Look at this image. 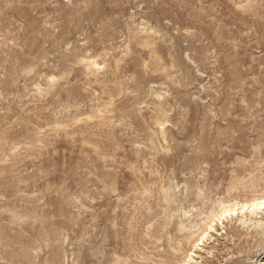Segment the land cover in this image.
<instances>
[{"label": "rangeland", "instance_id": "1", "mask_svg": "<svg viewBox=\"0 0 264 264\" xmlns=\"http://www.w3.org/2000/svg\"><path fill=\"white\" fill-rule=\"evenodd\" d=\"M131 19L160 27L156 65L177 72L185 85H172L162 70L145 66L149 47L135 43ZM86 48L111 62L121 56L115 72L121 91L113 95L116 109L105 114L108 121L101 115L76 121L107 99L76 61ZM171 58L179 64L171 66ZM227 58L235 63L231 76ZM49 73L61 76L36 92L35 83L45 85ZM106 77V89H115L109 70ZM151 85L169 88L175 164L200 143L195 122L212 135L232 120L243 126L232 135L253 137L250 127L264 113L253 120L245 104L264 94V0H0V231L25 234L30 264H106L113 252L137 262L139 251L155 252L143 221L151 215L156 225L163 212L144 189L154 188L158 176L166 179L168 170L155 172L161 153L152 147V109L138 104ZM220 140L214 145L220 155L233 150ZM186 166L174 179L181 184L195 176L213 194L211 177L198 178L194 161ZM202 167L204 177L211 174L210 155ZM1 249L0 264H10Z\"/></svg>", "mask_w": 264, "mask_h": 264}, {"label": "bare ground", "instance_id": "2", "mask_svg": "<svg viewBox=\"0 0 264 264\" xmlns=\"http://www.w3.org/2000/svg\"><path fill=\"white\" fill-rule=\"evenodd\" d=\"M128 29L133 33L132 37L137 45L149 47L148 58L143 61L145 66L148 64L149 70L152 72L162 70L164 78L168 79L172 85L186 84L183 79L178 78L177 72L173 73L168 66L161 63L156 65L162 58L161 50L155 46L157 37L163 36L160 27L147 19L138 21L131 19ZM127 49L128 44H125L119 52H126ZM87 50L88 48L79 54L76 61L84 66L86 75H94V81L100 85L107 99L96 106L93 114L86 113L84 117H77L76 121L91 118L92 115H101L106 119H102V122L108 121L110 116L105 114L116 109L113 95L121 91L115 75L121 56L115 55L111 62ZM185 56L189 62L195 63L187 52ZM225 63L227 74L231 76L235 71V63L231 58H227ZM169 64L175 66L179 63L171 58ZM108 70L113 76L111 82L115 85V89L112 90L106 89L105 83L109 79L103 78ZM99 74L103 75L101 80ZM197 74L202 75L203 72L198 68ZM60 76L54 73L47 74L45 85L40 82L35 83L36 92L43 93L48 89L50 82L58 80ZM202 89H205L204 84ZM259 90H263L264 93V89ZM168 93L169 88L159 89L151 85L148 99L138 102L152 109L151 123L154 135L152 147L161 153L154 158L155 172L159 173L162 168L168 170L166 179L158 176L159 180L153 181L156 183L154 188L148 185L144 189L149 191L148 195H156L157 203L161 205L163 212L161 221L156 225L153 224L154 217L151 215L146 216L143 221L144 234L147 235L146 241L154 245L155 252L139 251L140 260L137 262H129L127 256L113 252V256L106 264H203L204 262L207 264H264V118L256 120L255 125L250 127L254 136L247 139L241 138V135H232L234 130L243 127L236 125L232 120L221 125L212 135L205 133L206 126L203 122H195L194 130L199 133L200 143L184 155L182 163L175 164V157L169 153L172 148L169 142L174 139V136L170 130H167L170 118L165 101ZM193 97H199V95L193 93ZM200 98L203 99V97ZM257 102L261 104V107L251 110L252 105ZM225 106L222 105L219 108L221 115L227 111ZM262 107L264 108V94L256 99H250L245 104V109L251 113L253 120L264 113V110L261 111ZM209 111L212 110L209 109ZM249 122L244 125L249 127L247 125ZM40 130L38 128V131ZM222 138L232 145L233 150L220 155L222 151L214 148V145H220ZM176 142L179 147L181 141L176 140ZM208 155L212 161L211 174L204 177L202 162ZM221 158L222 161L219 162ZM189 161H194L196 167L200 169L202 174H198V178L200 175L204 180L211 177L209 185H213L211 189L213 194L206 190L207 183L201 184L195 176L193 180L186 176L181 184L174 179L176 172H183ZM220 163L223 164L222 171H220ZM192 170L193 168L190 167L188 172ZM235 192H242V197L238 198ZM214 241L220 242V246H217ZM0 245L1 257L7 259L10 264L32 262L28 254L31 246L23 232L1 230ZM225 260L230 261L226 263ZM63 262L64 259L61 264Z\"/></svg>", "mask_w": 264, "mask_h": 264}]
</instances>
